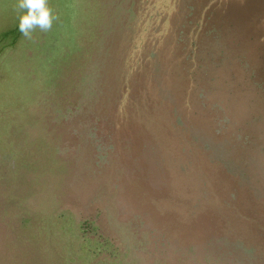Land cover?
Here are the masks:
<instances>
[{"label":"rangeland","instance_id":"374dc122","mask_svg":"<svg viewBox=\"0 0 264 264\" xmlns=\"http://www.w3.org/2000/svg\"><path fill=\"white\" fill-rule=\"evenodd\" d=\"M0 0V264H264V0Z\"/></svg>","mask_w":264,"mask_h":264},{"label":"clouds","instance_id":"9594fccd","mask_svg":"<svg viewBox=\"0 0 264 264\" xmlns=\"http://www.w3.org/2000/svg\"><path fill=\"white\" fill-rule=\"evenodd\" d=\"M15 11L19 20V31L28 40L39 30L47 33L52 30L59 17L49 6V0H16Z\"/></svg>","mask_w":264,"mask_h":264}]
</instances>
